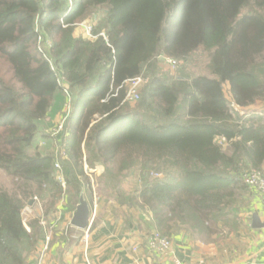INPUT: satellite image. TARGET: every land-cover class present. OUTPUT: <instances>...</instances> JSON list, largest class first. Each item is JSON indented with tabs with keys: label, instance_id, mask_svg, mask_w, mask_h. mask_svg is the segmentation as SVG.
I'll return each instance as SVG.
<instances>
[{
	"label": "trees",
	"instance_id": "16d2710c",
	"mask_svg": "<svg viewBox=\"0 0 264 264\" xmlns=\"http://www.w3.org/2000/svg\"><path fill=\"white\" fill-rule=\"evenodd\" d=\"M84 20L106 38L75 34ZM197 50L212 76L169 78L158 65L168 57L184 69ZM263 56L264 0H0V171L14 184L0 187V264H27L48 224L24 222L30 199L46 220L61 198L71 210L81 194L90 200L85 166L103 167L101 191L135 175L113 199L148 213L137 215L151 232L203 242L237 232L253 189L242 175L264 173V111L232 107L264 101ZM64 106L56 157L34 142L49 139L41 127Z\"/></svg>",
	"mask_w": 264,
	"mask_h": 264
},
{
	"label": "crops",
	"instance_id": "0c3cea01",
	"mask_svg": "<svg viewBox=\"0 0 264 264\" xmlns=\"http://www.w3.org/2000/svg\"><path fill=\"white\" fill-rule=\"evenodd\" d=\"M263 111L261 102L247 107L250 113ZM87 201L92 208L93 195ZM73 210L59 201L56 211L47 217L44 229L50 232L51 241L42 264H264V228L251 226L252 214L264 219V194L255 189H251L249 211L241 214L237 232L209 242L194 239L184 231L169 233L171 250L167 255L147 248L146 237L151 231L139 224L140 213L114 199L99 202L97 198L94 215L84 230L70 225ZM44 231L27 264H38L36 249Z\"/></svg>",
	"mask_w": 264,
	"mask_h": 264
},
{
	"label": "rangeland",
	"instance_id": "374dc122",
	"mask_svg": "<svg viewBox=\"0 0 264 264\" xmlns=\"http://www.w3.org/2000/svg\"><path fill=\"white\" fill-rule=\"evenodd\" d=\"M255 9V7H253V4H249L245 7H243L241 9L240 12V16L250 13L251 11H253ZM83 22H87V23H91L94 27L95 22H91L90 20H84L81 21L79 23H83ZM79 23L76 24V34L77 35H81L82 36V30L81 27L78 25ZM101 32V31H100ZM264 57V56H263ZM187 62L184 65V69H179V65L175 64V66H172L171 63H168L167 61L164 60H160L158 65L159 67H161L162 71L170 78L174 75L183 73L186 75H200V74H204V75H208V76H212L211 72L208 68V62H209V56H208V52L206 51H202V50H197L194 54H192L191 56L188 57V59L186 60ZM262 61V67L264 68V58ZM177 62V61H176ZM142 79V78H141ZM142 86V85H141ZM223 89L225 92V96L226 98L229 100L230 99V92H229V86L227 83H224L223 85ZM131 103H133L134 101H130ZM262 104H264V101L262 102ZM261 105V104H260ZM232 107V104L230 105ZM257 107L259 106V104L256 105ZM262 107V106H261ZM234 110L238 111L240 114L242 113H246L247 109H239V108H234L232 107ZM68 107L64 106L62 107V109H58L52 110V115H51V119L49 120V122L47 123H43L45 125H43L41 127V130L43 132H45V134H48L49 139L45 140L43 138H38L34 143V146L36 148H38L40 151H47V150H51L53 152L54 155H56V157H58L59 155V144H58V138L60 137L61 134V130H58V126L61 124H63V119H64V114H66V112L68 111ZM35 147H33L31 149V151H33L35 149ZM61 171V170H60ZM93 173L96 174L92 176V183H93V187L95 190V194L97 196V198L101 200H106L107 199H113L114 196V190L116 191L117 188H120L121 192H129L131 190H133L135 182H136V178L135 175L131 174L128 175L127 178H121V180H119L120 182L118 183L117 181V187H114L113 183H111V186L109 188L104 189V191H101V186L98 183L97 180V176H99L100 174H102L103 172V167L101 165L96 166L95 169H93ZM58 173L60 174V172H56V174L58 175ZM157 177H162L163 174L161 173H157ZM13 181L12 179L7 176L4 172L0 171V187H4L7 189H12L13 188ZM113 193V195H112ZM116 194H118L117 192H115ZM64 201L62 198L59 200ZM58 201V202H59ZM35 202V206L32 207L31 204ZM57 202V203H58ZM32 203L29 205L27 204L24 208L25 211L23 212V218H24V222L27 223L29 220L34 219V218H42L43 221H45L46 219L43 216V201L41 199H36L33 200ZM140 213L143 214H147L149 216L148 213L146 212H141ZM146 217V216H145ZM47 223V222H46ZM44 227V226H43ZM45 230V231H44ZM44 232H46V229H43L41 227V234ZM40 234V235H41ZM225 235L222 233V236H220V234H215L214 236L212 235V238H222Z\"/></svg>",
	"mask_w": 264,
	"mask_h": 264
},
{
	"label": "built area",
	"instance_id": "2783aa9c",
	"mask_svg": "<svg viewBox=\"0 0 264 264\" xmlns=\"http://www.w3.org/2000/svg\"><path fill=\"white\" fill-rule=\"evenodd\" d=\"M78 25L81 27L82 35L85 38L95 39L98 36H102V37L106 38L104 32H99V33L95 34L93 32V25L91 23L83 22V23H79ZM163 60L167 61L168 63H171L172 66H175V60L168 58V57H164ZM126 84H127V91H126V95H125V100H130V101L137 100L139 97V89L142 85L141 77H135V78L129 79L126 82ZM61 129H62V125L60 124L58 126V130H61ZM55 168H56L57 172H60L59 163L55 164ZM84 171L91 179L92 195H93V207L91 208L90 217H92V215H94V210H95L96 201H97V196L95 194V190H94L93 183H92L93 180H92V176H91V173H93L94 171H93V169H87L86 166L84 167ZM57 176H58L59 181L61 182V185L64 188L65 182L63 180L62 175L58 173ZM242 180L246 184H248L251 188L255 189L256 191H258L261 194H264V173L263 172H261L259 170H250V171L244 172L242 175ZM33 200H36V197H34ZM25 208L23 209V212L25 211ZM90 217H89V220H90ZM41 223L43 225L46 224V222L43 220H41ZM88 224H89V222H88ZM50 241H51L50 232L46 231L43 235V238H42L40 245L36 249V252L38 254V264L43 263L44 257L47 254V252L49 251ZM146 245H147V248L149 250H151L153 252H157L160 255H167L171 250V240H170L169 235L160 234L158 232H151L147 235Z\"/></svg>",
	"mask_w": 264,
	"mask_h": 264
},
{
	"label": "water",
	"instance_id": "95a60500",
	"mask_svg": "<svg viewBox=\"0 0 264 264\" xmlns=\"http://www.w3.org/2000/svg\"><path fill=\"white\" fill-rule=\"evenodd\" d=\"M161 59L163 60L164 58ZM32 201L33 199H30L28 204L30 205ZM90 214L91 207L83 194H81L78 203L76 204L72 212L70 225L78 229H86L88 226ZM251 226L253 228H264V219L260 220L259 216L256 213L252 214Z\"/></svg>",
	"mask_w": 264,
	"mask_h": 264
}]
</instances>
